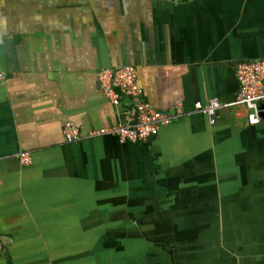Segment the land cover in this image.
Listing matches in <instances>:
<instances>
[{
    "label": "crops",
    "instance_id": "obj_1",
    "mask_svg": "<svg viewBox=\"0 0 264 264\" xmlns=\"http://www.w3.org/2000/svg\"><path fill=\"white\" fill-rule=\"evenodd\" d=\"M259 58L264 0H0V264H264V110L195 109ZM126 65L180 115L91 136L126 119L97 75Z\"/></svg>",
    "mask_w": 264,
    "mask_h": 264
},
{
    "label": "built area",
    "instance_id": "obj_2",
    "mask_svg": "<svg viewBox=\"0 0 264 264\" xmlns=\"http://www.w3.org/2000/svg\"><path fill=\"white\" fill-rule=\"evenodd\" d=\"M236 78L239 92L236 99L224 103L218 98H212L207 104L197 102L195 109L205 112L213 123L217 110L227 105H243L247 108V119L250 124L260 121L261 112L264 110V58L241 61L236 66ZM98 80L102 93L114 105H120L123 97L132 100L131 106L126 111V119L114 126L101 128L90 132L91 136L112 134L121 141L143 142L156 135L161 125L169 124L177 113L165 112L156 109L153 104L143 98V89L138 81V70L135 66L105 67L98 71ZM2 75L0 74V79ZM66 141L74 142L81 136L79 128L67 122L64 126ZM23 164L32 162L29 152L18 154Z\"/></svg>",
    "mask_w": 264,
    "mask_h": 264
}]
</instances>
